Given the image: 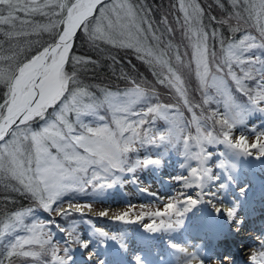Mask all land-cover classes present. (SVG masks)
<instances>
[{
	"label": "trees",
	"instance_id": "1",
	"mask_svg": "<svg viewBox=\"0 0 264 264\" xmlns=\"http://www.w3.org/2000/svg\"><path fill=\"white\" fill-rule=\"evenodd\" d=\"M73 1L71 0L70 5ZM128 2L143 20L140 27L144 30L142 33L144 44L155 50L154 56L148 57L145 52H138L136 47H119L91 37L92 32L89 29L92 19L88 20L87 31L80 27L65 64L66 73L71 75L75 72L76 78V84H70L69 89L84 88L91 96L83 97V103L99 106L95 109V114L82 110L79 119L74 111L67 114L69 123L73 125V133L85 130L81 125H85L92 118L98 121L101 118L108 121L119 120L123 122L122 125L127 126L123 131L126 135L125 140L132 138L131 142L140 141L148 138L149 130H156L159 127L166 129L169 119L160 114V111H164L189 117L192 121L190 130L197 135L203 134L202 123L208 122L213 124L214 132L223 135L227 125L221 121L226 119L213 114L217 104L224 103L228 97L226 91L233 103L256 100L257 94L261 92L258 81L264 74L252 71V77L248 78L245 72L261 67L259 63L250 65L247 61L256 60L257 57L262 60L264 48L254 47L241 52L240 59L243 63L227 61L228 46L239 43L245 36L255 38L253 41H246V45L264 43V36L260 31L261 27H264V17L258 16V8L253 11L251 7L258 6L259 0H191L193 6L198 5L201 20L203 18L205 20L202 32L206 36L208 34L212 36L211 41L202 40L200 47H194L197 41L193 39L190 26L186 23V15L181 9L182 0H128ZM37 3L43 4L44 0H37ZM67 3L70 6L69 0ZM245 6L248 9L246 16L241 10ZM44 11H50L55 15L46 16L41 13L31 16H25L24 13L19 15L41 25L53 20L59 21L67 16L66 8L61 10L59 7L49 5ZM250 14L252 20L249 18ZM149 25L151 31H148ZM62 28L61 24L54 33L40 31L28 36L9 38L4 35V32L10 30L9 26L4 25V32H0V54L7 57L16 53L17 61L26 62L43 47L54 42ZM26 30L31 32L30 27ZM154 36L159 39H154ZM158 50L164 51L166 55L162 53L165 57L162 59L164 63L156 62V57L161 53ZM71 57L83 58V62L73 61ZM9 63L7 60L0 61V67L7 69ZM205 63L208 75L205 82L201 83L198 73L203 74ZM229 68L240 80L239 85L229 73ZM214 77L221 78L219 81L223 84L214 83ZM137 87L142 89L145 95L131 104L127 112L116 111L105 100L107 93H113L118 103L126 101L128 97L125 94ZM241 88L244 91H241ZM6 92V86L0 83V104L5 101ZM67 96L68 93L61 100ZM61 102L57 101L55 105L46 108L45 118L36 116L31 121L18 124L19 129L30 127L32 131H38L47 121L55 119L53 113L59 111ZM149 108H154L155 111L149 112ZM129 125L137 131V136H133ZM61 128L63 129V125ZM19 129L16 125L12 132ZM64 131L65 135L66 129ZM28 139H31L30 133ZM50 150L57 151L54 146H51ZM119 152L121 169H127L139 158L133 148H128L127 151L121 148ZM27 153L30 154L29 151ZM8 159L6 156L3 166L0 167V260L4 264L49 263L53 257L54 246L46 237L33 239L34 234L38 232L32 227V223L36 221V217L31 216L33 211L38 210L39 214L49 221H56L66 227L79 213L68 208L56 215L49 214L59 200L35 198L33 192L42 188L28 185L25 180L28 173L11 168ZM62 162L75 178L69 189L63 193L62 199L72 197L90 199L95 191L101 190L99 186L101 182L92 172L95 169L91 165L81 170L76 167V161ZM30 168L31 163L28 169L26 167L27 171ZM13 170H16L15 176ZM44 204L48 205L47 209ZM27 236L29 237L24 240L25 243H22L23 238Z\"/></svg>",
	"mask_w": 264,
	"mask_h": 264
},
{
	"label": "snow or ice",
	"instance_id": "2",
	"mask_svg": "<svg viewBox=\"0 0 264 264\" xmlns=\"http://www.w3.org/2000/svg\"><path fill=\"white\" fill-rule=\"evenodd\" d=\"M101 0H88L86 3H81L80 0H77L76 3H72L71 6H68V3L65 0H44L43 4H38L37 0H0V32H4L3 26L8 25L9 31L4 32L9 38H19L22 36H28L32 33H38L40 31L44 32H55V29L59 25H63L62 33H57L58 39L54 43L48 44L46 47H43V50L40 51L37 55L28 59L27 62L20 63L17 61L16 53H13L11 56L5 57L3 54H0V61H9V67L7 69L0 67V83L4 84L7 88L5 93V101L0 104V137H3L6 132L10 130V126L15 124L19 118L20 124L31 121L34 117L39 116L45 118L46 108L51 107L57 103V101H62L60 103V109L58 112L54 111L53 115L54 120H49L39 131H32L30 127L26 129H19L18 131H13L11 133L13 139L8 141L7 144H0V167L4 164L5 154L8 156V163L14 166V169L22 172L23 170V160L19 159V153L22 151V148L19 143V137H23L25 140L28 139L29 133L33 141L34 148L42 154V156L47 161L50 154L48 153V148L44 144L45 140H51L52 145L57 147L58 150L64 151L66 158L69 160L76 161L77 165L80 166L81 170L84 167H87L90 164L100 163L104 160H107L113 167L119 166V161L116 159L118 151L122 150L127 151V145L130 144L132 138L124 139L122 133L125 130L122 127V121L117 120L116 123L120 128L121 135H117L108 128L107 125L102 127H89L87 125H81V127L86 129L85 134L71 135L73 133V125L69 123L67 114L69 112H76L77 119H79L80 113L82 110L87 111L91 114H95V109L99 106L97 104H84L82 98L85 96H91L84 88H76L74 90L69 89L70 84H76L75 72L71 75L65 71V63L69 58V49L71 48V41L76 33L77 28L83 27L85 31L88 30V17L92 14L93 9L99 4ZM49 5L52 7H59L61 10L67 9V16L64 19L59 21L53 20L48 24H37L31 20L23 19L19 14L24 13L25 16H31L35 13H41L46 16H53L55 13L50 11H44ZM186 7L192 8L193 17H197L199 14L198 6H193L189 3L187 6L182 3L181 9L185 10ZM252 10L255 11L258 8V16L264 17V0H259V4L252 5ZM112 10L116 12V20H108V31H105L101 26L100 22L104 19L105 13L108 11L107 7L100 9V17L97 18V25L94 31L90 34L91 37L96 39L105 40L109 43L116 44L119 47H136L138 52H145L148 57H153L154 53L151 48H148L144 44V37L142 35L143 29H141L140 24L143 22L142 18H138L137 13L133 11L132 6L127 4L126 0L124 3H121L117 8L116 5L112 6ZM186 23H188V14L186 12ZM27 27L31 28V32L26 30ZM192 32V37L197 43L194 47H200L198 43L201 39V34H203L202 29L199 28H190ZM148 31H151V26L149 25ZM261 35L264 36V27L260 29ZM154 39H159L158 37H153ZM255 38L251 36H245L242 41L237 44H230L228 46L227 52V61L235 60L237 63H243L240 59V53L246 52L251 48L259 47L264 48V43H247L246 41H253ZM203 40H207V36L203 34ZM206 48V45L204 46ZM73 61L83 62V58L80 57H71ZM151 62V61H149ZM157 63H164V61L157 56ZM248 64H257L261 65L260 68L252 69L248 72H245V76L248 78L252 77V71H255L259 74H264V60H260L258 57L256 60H248ZM48 70H51L55 78L59 82L58 88H55L50 94V98L46 101L44 99V93H37L35 90V84L33 83V77L40 73L46 75ZM229 73H231V68H229ZM208 75L207 64L205 63L203 74L198 73V76L201 80V83L205 82V77ZM233 79L236 80V83L239 85L240 80L236 78L235 74ZM213 82L217 83L216 78H213ZM219 85H222L223 82L219 81ZM29 85H32V90L29 91ZM258 85L264 87V83L258 81ZM175 86V85H174ZM180 91L179 88H177ZM244 91L243 88L240 89ZM68 93L66 99L61 100L65 94ZM128 99L126 101L117 102V98L113 93H107L105 100L109 103V106L114 108L116 111L127 112L130 110L131 104L140 100L144 97L145 93L140 88H134L129 90L125 94ZM259 100H264V92L257 94ZM253 104H256V100H252ZM226 107H229V104L226 103ZM239 108V111H234L233 119L236 123L242 122L243 108L239 105L236 106ZM7 110V114H4V110ZM261 111H264V108H259ZM149 112L155 111L154 108H149ZM163 114V113H161ZM102 119V118H101ZM143 123V121H140ZM221 123L226 124L227 127L232 128L233 123H229L227 120H222ZM63 125V129L60 127ZM67 130L71 137V142H69L65 135L64 130ZM129 130L133 132V136H136L137 133L135 129L129 125ZM224 140L226 143L230 144L233 148L239 149L244 153H249L252 149L257 150L258 154L264 155V134H261V137H257L251 144L248 143L245 137H239L235 142L230 138L228 132H224ZM201 138H198L197 142L199 143ZM203 140L208 141L209 143L212 140L209 136L202 137ZM58 141L64 142V146L61 147V144ZM76 148H82L84 154L76 153ZM203 151V149L201 150ZM92 157H96L93 159ZM51 160L54 164V168L49 176V179L55 180V168L62 167L59 161H56L55 157H51ZM146 163H148L146 161ZM16 170H13V175H16ZM195 172V170H193ZM23 182V181H22ZM190 203H195L196 201H189ZM43 203V201H42ZM44 207L47 209L48 205L44 204ZM169 209H174L175 204H169ZM228 215H232V211L227 210ZM106 215V213H102ZM130 216V212H125L121 215H118L114 218L127 220ZM141 217L137 216L134 219H140ZM179 224L180 221H177ZM146 228L155 230L157 225L155 224H146ZM54 259H59L62 261V264H68V259L64 260L61 257H54ZM250 260L253 264H264V251L259 253L253 252L250 254ZM0 264H4L0 260Z\"/></svg>",
	"mask_w": 264,
	"mask_h": 264
},
{
	"label": "rangeland",
	"instance_id": "3",
	"mask_svg": "<svg viewBox=\"0 0 264 264\" xmlns=\"http://www.w3.org/2000/svg\"><path fill=\"white\" fill-rule=\"evenodd\" d=\"M65 2L67 3L68 0H65ZM70 2L71 0H69V5ZM76 2L77 0H74L72 3ZM80 2L84 3L85 0H80ZM124 2L125 0H106L101 3L95 11L94 15L96 16L93 15L90 18L92 20L90 21L91 28L89 30H91V32L94 31L97 25V18L100 17V9L107 7L108 11L105 13V17H107V19L102 20L100 22V26H104L103 29L105 31H108V20L110 19L115 22L117 14L112 10V6L116 5L118 8L119 5ZM126 2L127 4H129L128 0H126ZM182 3L187 6L188 3H191V0H182ZM194 6L198 5L195 4ZM241 10L243 15H248V9L246 8V6ZM133 11L136 12L134 9ZM182 11L185 15L186 12L188 14V24L190 28H204L203 22L205 20L204 18L201 20L200 9L197 17H193L191 7H186V9ZM136 13L138 18H141L140 14L138 12ZM250 15L249 18L252 20V14ZM203 34H201V39L199 42L200 46L203 40ZM211 38L212 36L208 34L206 41H211ZM87 41L90 42L88 39ZM154 52L155 50H153V53ZM158 52H161L159 53L160 58L164 59L165 57L162 55V53L164 54V51L158 50ZM216 80L218 82V79ZM260 101L264 102V100ZM260 113L262 115L256 116L255 119H250L248 117V114H244L242 122L236 123L239 125H237V128H233L234 130H236V132H234L233 129L231 130L229 134L231 140L235 142L239 137L246 138L250 136L251 142L250 140H248V143L251 144L257 137H260L262 134V131L260 130H256L258 131L256 132L257 135L253 134L254 132H251V134L248 136L246 133L247 127L250 131L251 129L255 130L257 129V126H260V124L264 122V111H261ZM174 122L175 135H171L170 133L165 132L167 133V136L159 139L160 143L167 144L166 147L158 152H154L153 157L156 158L152 159L148 163L141 162L137 167L129 172V174L122 175L111 180V184L107 183L106 185L109 186V192H107L105 196L100 200L95 201L94 203H89L94 205L95 209H86L87 214H85L84 217L85 223L77 222L69 228L68 232L62 230L60 234H56L57 232L55 233L49 227L43 226V221L39 220L37 223L38 225L33 224L34 228L38 231L36 234H34L33 239L46 237L50 239L51 243L53 241L54 245L53 243L52 245L54 246L56 257H61L64 260H67V258L69 257L70 259H68V264H72L74 260L73 256H75L74 252L78 247H82V249L80 250V257H82V259L84 260H87V256H94V253L97 250L103 252V254L95 256L96 258L94 262H89V264H100L103 258H105V260L107 261H109L108 259H111L112 261L118 259L121 264H129L131 262L135 264H146V262L142 260L141 257L142 250L141 252L127 253L124 251L123 246L128 236L132 238H138L139 233H143V231L149 232V230L160 242L165 251L167 247L171 245L172 241L170 239L161 238L155 233V231L167 228L175 232V230L179 228L180 224H184L185 217L191 216V214L193 215L195 213L196 216L199 213L200 209L197 206L195 186L197 184L198 178L201 176L202 169L204 167H207L208 165L212 171L214 170L218 174L225 167L219 162L220 158H215L219 156L216 150H220V147L215 144L216 142L212 144V146L207 147L206 151H202L206 154L202 153L203 160L199 163L193 161L195 162V164H192L193 162H191V164L189 165L188 161L186 162L184 160H176L179 155L185 157L184 153H177L176 151L179 137L184 129H182L181 126L178 127V125L183 124V122L173 115L171 123ZM88 126L96 128L102 127L104 125H95V123L91 121ZM11 133L12 131L9 135H7L0 141V144H7L8 141L12 140L13 137ZM167 137H169L170 140ZM68 141L70 142V140ZM168 141L170 142L167 143ZM49 142L50 145H48ZM58 142L61 144V147L64 146V142ZM19 143L22 151L18 155L19 159L23 160L24 162L22 172H26V174L28 173V175L25 176V180L28 185H37L41 188L43 187L42 189L47 191V196L51 200L59 198V196L65 191L63 190V188L67 189V185L72 181V179L70 172H67L62 167L54 169L55 180L49 179V176L54 168L51 157H55L56 161L61 162L62 160L67 159L65 152L58 150V148L55 146L54 147L57 149V151L51 152L50 148L51 146H53L52 142L51 140H45L44 144L47 146L48 153L50 154L46 161L42 154L34 148L32 138L25 140L21 136L19 137ZM132 147L134 150H136L138 145L136 143H133ZM28 151L30 152V154L27 153ZM75 152L84 154V150L81 151L79 148H76ZM250 152L249 154H246H248V157L252 160V164L254 166L256 164H259L264 167V164L262 163L264 162V155L259 154L261 156L260 157L256 155L255 152H251L252 154ZM58 153H60V156H56ZM6 156L7 155L5 154L4 159ZM185 158L188 159L187 157ZM93 159H96V157H94ZM198 159L200 158L197 155L196 160ZM169 161L172 164V170L168 171V178H170L171 180L166 184L167 188L164 193L158 195L157 188L158 186L163 184L165 176L160 172V166ZM29 163H31V168L27 171ZM181 163H184L182 167L179 166V164ZM94 165L100 169H104L107 168L108 161L104 160L100 163H94ZM11 168H14L12 164ZM193 170H195V172ZM226 172L230 177V179H228L230 186L233 188V190H237L239 192V197L244 200L246 198H250L253 190L251 188V184H249L250 181L246 168V160L237 156V159H234L233 163L230 164L226 169ZM212 174L214 175V172H212ZM41 180L42 185L39 184ZM165 180L168 181L169 179ZM212 186H214V189H212L214 190L213 192H215V194H218L222 190V188L220 189L218 187H223V182L218 185V183L215 181ZM42 189H40L41 194ZM209 189H211V187L207 186L206 190L209 191ZM36 192L37 189L35 192H33L35 198H37ZM228 195L232 196V194ZM155 196H158L162 199L158 200L155 198ZM190 200L196 202L190 203ZM169 204H175V208L169 209ZM73 206L77 207V205L75 204H73ZM218 207L219 204L216 205V208ZM112 210L114 211V213H112ZM57 212L58 211L56 210L52 211L53 214ZM125 212H130V216L127 220L114 218ZM102 213H106V215H102ZM34 214L35 213L33 211V214L31 216H34ZM137 216L141 218L134 219ZM177 221H180V223L178 224ZM146 224H155L157 225V227L155 230H152L150 228H146ZM235 230H237V228H235ZM28 237L29 236H27L26 238ZM24 240L22 241V243H25ZM246 251L247 249L242 252L241 250H238V252H241L242 260L250 258L251 253L257 252V250L252 249L248 250L247 252ZM84 260H80V264H83L85 262ZM54 263L62 264V261L59 259H53L51 264Z\"/></svg>",
	"mask_w": 264,
	"mask_h": 264
},
{
	"label": "bare ground",
	"instance_id": "4",
	"mask_svg": "<svg viewBox=\"0 0 264 264\" xmlns=\"http://www.w3.org/2000/svg\"><path fill=\"white\" fill-rule=\"evenodd\" d=\"M86 2H88V0H85V3ZM33 83L35 84V88L37 89L38 93L43 92L45 94L44 95L45 100L50 98V94L53 92V90L55 88H58L57 83H56L55 75H54V73L51 70H48L46 75L40 74V73L36 74L33 77ZM31 89H32V85H29L28 90L30 91ZM6 114H7V110H6L5 115ZM262 126H263V124H262ZM262 138H264V137H262ZM246 140L248 141V137H246ZM179 165L183 166L184 164L181 163ZM171 167H172V164L170 162H166L162 166H160V172L163 175H165L164 176V180L165 179H169L168 181L165 180L166 184L171 180L170 178H168V174H167L168 171H170L172 169ZM255 171L257 172V173L255 172V173L258 176H260V177H261V174L264 175V167L260 168L258 165H256ZM202 173H203L204 179H205L204 182H202V186L203 185L209 186L210 183L214 182V179H212L213 177L210 175L209 170L203 169ZM261 178H263V176ZM260 180H262V179H260ZM262 183H263V181H262ZM166 184H162L161 186L158 187V191H159L158 194L159 195L162 194L166 190V188H165ZM261 190H262V188L260 186H258V188H257L258 193ZM201 198H202V200L204 202L205 195H203ZM244 203H245V207H244ZM244 203L241 204L239 210H241L244 207V210L246 212H248L250 204L248 203V201H246ZM224 208H226V205H223V207H221V209H224ZM254 209H257V205H254ZM212 215L215 216L212 212H208L205 209H203V211H202V209H201V214L200 215H196L195 217L192 216L191 218L189 216H187V218H190V220L187 219V221L185 222V226H186L185 230L189 229V232H191L192 231L190 229L191 228V223H197V221L199 219H201V218L202 219H204V218L205 219H209V217H211ZM255 215H256V212H255L254 216ZM248 217H250V216H248ZM215 219H217L216 216H215ZM207 221H209V220H207ZM207 221L205 220L204 224L209 225V222H207ZM217 221H219V220H217ZM240 222H242V221L240 220ZM194 225L195 224H192V226H194ZM220 225L221 226H226V228H229L230 225L235 227V226H240L242 224H239V225L235 224V221L232 218V215L231 216L228 215L227 218H223L220 221ZM155 233L157 235H159V236H162V237H171L173 235V233L170 232V230H168L166 228H163L161 230H156ZM149 237H152V235L149 234ZM143 238L145 239V241H147V235H145ZM148 241L153 246H156V247L159 246V242H157L155 239L148 238ZM207 246H209L208 242L205 243V247H207ZM250 246L253 247V244L250 245ZM81 249H82V247H78L76 249V252H75L76 253V257L74 259L75 262H72V264H76L79 261L78 254H80V250ZM123 249L127 253L138 252L140 250V243H139V241L136 238H132L131 239L128 236L126 238V240H125V244L123 246ZM203 249L204 248L201 246L200 242L187 240L183 245H179V246H177V247H175V248H173L171 250L172 263L173 264H198V262L201 259L200 251L203 250ZM100 254H102V251H100V250H97L96 253H95V255H100ZM189 254L192 255L191 258H188ZM87 257H88L87 260L89 262H91L92 260L95 259V256H92V257L87 256ZM213 261L216 262L215 260H213ZM101 264H112V263H110V262H108L106 260L104 262L102 261Z\"/></svg>",
	"mask_w": 264,
	"mask_h": 264
},
{
	"label": "water",
	"instance_id": "5",
	"mask_svg": "<svg viewBox=\"0 0 264 264\" xmlns=\"http://www.w3.org/2000/svg\"><path fill=\"white\" fill-rule=\"evenodd\" d=\"M102 1H104V0H101V2H102ZM101 2H100V3H101ZM97 6H98V4H97ZM97 6L93 9L92 14H93V12L95 11V9L97 8ZM92 14H91V15H92ZM91 15H90V16H91ZM90 16H89V17H90ZM89 17H88V18H89ZM88 18H87V19H88ZM78 29H79V28H77L76 33H77ZM76 33H75V35H74V37H73V39H72V41H71V47H72V45H73V42H74V38H75V36H76ZM70 50H71V48L69 49V53H70ZM56 81H57V85H59V82H58L57 79H56ZM31 90H32V89H31ZM31 90H30V91H31ZM35 90H36V92L38 93V91H37L36 88H35ZM44 99H45V98H44ZM18 122H20L19 118L17 119L16 123H18ZM16 123H15V124H16ZM15 124H13V125L10 126V130L12 129V127H13ZM10 130H9V131H10ZM9 131L6 132L5 135H4L3 137H0V140H1L2 138H4V137L9 133Z\"/></svg>",
	"mask_w": 264,
	"mask_h": 264
}]
</instances>
